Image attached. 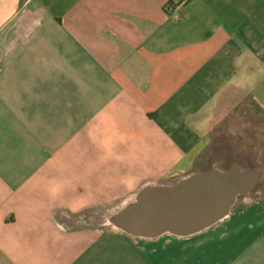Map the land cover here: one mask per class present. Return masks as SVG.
Masks as SVG:
<instances>
[{"label":"crops","instance_id":"obj_1","mask_svg":"<svg viewBox=\"0 0 264 264\" xmlns=\"http://www.w3.org/2000/svg\"><path fill=\"white\" fill-rule=\"evenodd\" d=\"M239 91L264 112V0H0V264H264L263 210L140 252L68 224L196 172Z\"/></svg>","mask_w":264,"mask_h":264},{"label":"rangeland","instance_id":"obj_2","mask_svg":"<svg viewBox=\"0 0 264 264\" xmlns=\"http://www.w3.org/2000/svg\"><path fill=\"white\" fill-rule=\"evenodd\" d=\"M213 127L210 133L209 147L205 152L202 163H198L196 172L208 169L228 170L237 166L242 170L255 171L260 175L254 189L246 196L237 199L230 214L233 216L241 213H259L264 211V112L252 101L246 91H239L238 96H229V100L222 103L221 107L210 113ZM205 162V164H203ZM193 172V173H196ZM192 173V174H193ZM180 180H165L160 182H141L135 196L129 195L113 196L117 191H107L104 194H97L92 197L82 198L80 196V213H72L68 220L69 228L80 227V239H83L84 247L92 238L97 244V238L113 240L111 249L117 248L124 251L126 246L132 247L134 251L140 252L141 248L156 246L161 241L117 240L127 236L123 231L114 225L115 220L122 212L132 204L142 189L149 187H167L178 183ZM136 184V183H134ZM148 184V185H147ZM262 211V212H263ZM238 216V215H237ZM65 227L63 226V230ZM172 240V239H171ZM170 240V242H172ZM125 242V243H124ZM160 245V244H159ZM81 247V246H80ZM101 251H106L108 246L99 245Z\"/></svg>","mask_w":264,"mask_h":264},{"label":"water","instance_id":"obj_3","mask_svg":"<svg viewBox=\"0 0 264 264\" xmlns=\"http://www.w3.org/2000/svg\"><path fill=\"white\" fill-rule=\"evenodd\" d=\"M259 178L255 171L233 166L199 171L172 186L145 188L114 225L136 239L188 238L225 219Z\"/></svg>","mask_w":264,"mask_h":264},{"label":"built area","instance_id":"obj_4","mask_svg":"<svg viewBox=\"0 0 264 264\" xmlns=\"http://www.w3.org/2000/svg\"><path fill=\"white\" fill-rule=\"evenodd\" d=\"M169 10H170V9H166V11H168V13H170V17H171V19H172L173 21L178 20V18H177L176 16L173 17V15L171 14L172 11L170 12Z\"/></svg>","mask_w":264,"mask_h":264}]
</instances>
